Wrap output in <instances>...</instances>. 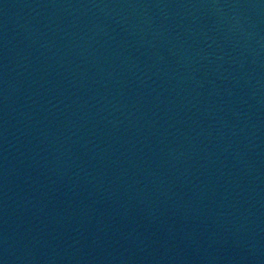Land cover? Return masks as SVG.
<instances>
[{
    "label": "water",
    "instance_id": "1",
    "mask_svg": "<svg viewBox=\"0 0 264 264\" xmlns=\"http://www.w3.org/2000/svg\"><path fill=\"white\" fill-rule=\"evenodd\" d=\"M0 264H264V0H0Z\"/></svg>",
    "mask_w": 264,
    "mask_h": 264
}]
</instances>
